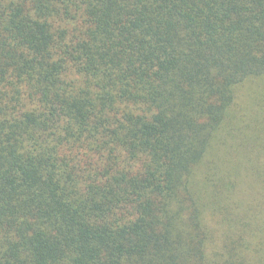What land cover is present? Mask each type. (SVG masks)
<instances>
[{
    "label": "trees",
    "instance_id": "16d2710c",
    "mask_svg": "<svg viewBox=\"0 0 264 264\" xmlns=\"http://www.w3.org/2000/svg\"><path fill=\"white\" fill-rule=\"evenodd\" d=\"M251 253L264 0H0V264Z\"/></svg>",
    "mask_w": 264,
    "mask_h": 264
},
{
    "label": "rangeland",
    "instance_id": "374dc122",
    "mask_svg": "<svg viewBox=\"0 0 264 264\" xmlns=\"http://www.w3.org/2000/svg\"><path fill=\"white\" fill-rule=\"evenodd\" d=\"M251 257L253 259L252 262H254V264H264V261H263L264 258H260V255L254 256V254L251 253ZM260 261H262V263Z\"/></svg>",
    "mask_w": 264,
    "mask_h": 264
}]
</instances>
